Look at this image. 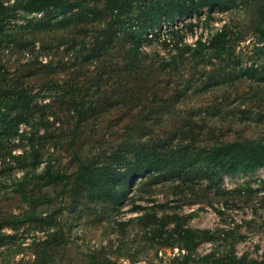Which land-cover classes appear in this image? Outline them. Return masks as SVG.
Returning <instances> with one entry per match:
<instances>
[{
    "label": "rangeland",
    "instance_id": "374dc122",
    "mask_svg": "<svg viewBox=\"0 0 264 264\" xmlns=\"http://www.w3.org/2000/svg\"><path fill=\"white\" fill-rule=\"evenodd\" d=\"M70 1L0 17V264H35L53 237L49 264H177L178 219L211 231L196 253L264 257V171L205 159L264 139V0L159 23L162 3L185 0H122L115 14ZM144 155L155 169L128 185Z\"/></svg>",
    "mask_w": 264,
    "mask_h": 264
},
{
    "label": "trees",
    "instance_id": "16d2710c",
    "mask_svg": "<svg viewBox=\"0 0 264 264\" xmlns=\"http://www.w3.org/2000/svg\"><path fill=\"white\" fill-rule=\"evenodd\" d=\"M94 4L103 5L111 14H115L122 6V0H91ZM214 0H185L179 3H162V6L156 14V22L159 23L164 16L174 17L179 14L181 17L192 16L194 13L208 5L213 6ZM187 6V7H185ZM76 2L70 0H17L16 4L8 5L0 0V17H4L10 12H16L21 9L29 13H44L50 8H60L63 13L78 8ZM151 28V26H150ZM150 30V29H149ZM225 32L216 33L209 41L211 48H219L224 45L226 40ZM205 159L208 164L220 168V170L231 175L253 174L259 169L264 171V139L252 141H235L220 145H214L206 150ZM156 162L149 159L146 155L138 157L132 167H127L123 171V175L129 177L128 185L133 177L141 175L143 172L154 170ZM88 170V169H87ZM133 170V174L130 171ZM49 176L54 175L50 172ZM60 176V175H58ZM60 178V177H57ZM159 225L165 226L166 221L161 218ZM169 233L176 237L185 250L180 257L175 259L177 264H264V257H252L248 253L239 255L235 248L224 251H218L216 248L209 252L199 254L197 247L200 241L204 239L213 240L211 231L206 229L200 231L192 227L185 226L182 222L177 221L173 228L169 229ZM56 237L47 239L42 243L41 253L35 264H49V258L52 256L48 252V246H52ZM89 264H126L117 263L111 259H105L94 253L91 255Z\"/></svg>",
    "mask_w": 264,
    "mask_h": 264
}]
</instances>
